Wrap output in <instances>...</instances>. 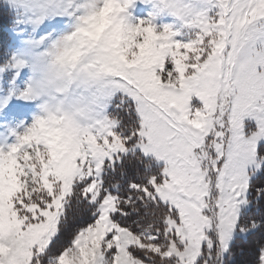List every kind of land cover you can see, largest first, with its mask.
Here are the masks:
<instances>
[{
  "label": "snow or ice",
  "instance_id": "1",
  "mask_svg": "<svg viewBox=\"0 0 264 264\" xmlns=\"http://www.w3.org/2000/svg\"><path fill=\"white\" fill-rule=\"evenodd\" d=\"M62 2L22 0L76 24L0 148V264H264V0Z\"/></svg>",
  "mask_w": 264,
  "mask_h": 264
},
{
  "label": "rangeland",
  "instance_id": "2",
  "mask_svg": "<svg viewBox=\"0 0 264 264\" xmlns=\"http://www.w3.org/2000/svg\"><path fill=\"white\" fill-rule=\"evenodd\" d=\"M7 7L21 19L15 25V33L0 55V148L9 151L18 143V135L23 134L42 114V99H25L22 93L33 80L32 65L36 56L47 48L59 35L71 32L76 24V16L68 14L49 15L42 23H36L41 13L22 0H4ZM84 0H63L60 7L69 12ZM82 14L77 12L76 15ZM130 23H138L142 18L151 19L158 30L164 25L174 24L175 18L167 12H157L156 0H135L128 9ZM45 37H48L45 39ZM24 62L17 68L16 64ZM254 125V121L252 122Z\"/></svg>",
  "mask_w": 264,
  "mask_h": 264
},
{
  "label": "clouds",
  "instance_id": "3",
  "mask_svg": "<svg viewBox=\"0 0 264 264\" xmlns=\"http://www.w3.org/2000/svg\"><path fill=\"white\" fill-rule=\"evenodd\" d=\"M67 34L59 35L58 38L52 40L50 45L36 56L32 65V72H33L32 83L49 84L50 92L54 90L55 85L50 84L49 81L51 77H53L55 74L56 57L61 54L57 51L55 45ZM47 38L48 37H45V39ZM62 55H63V59L67 61L71 59V57L74 55V52L71 49H69L67 51H63ZM37 99H42L43 101L42 105H44L45 103H52V104L56 103V101L52 99V96L50 94L42 95Z\"/></svg>",
  "mask_w": 264,
  "mask_h": 264
},
{
  "label": "trees",
  "instance_id": "4",
  "mask_svg": "<svg viewBox=\"0 0 264 264\" xmlns=\"http://www.w3.org/2000/svg\"><path fill=\"white\" fill-rule=\"evenodd\" d=\"M20 20L14 10L7 7L4 0H0V55L4 52L5 47L12 42L15 33H18L15 25L19 24Z\"/></svg>",
  "mask_w": 264,
  "mask_h": 264
},
{
  "label": "bare ground",
  "instance_id": "5",
  "mask_svg": "<svg viewBox=\"0 0 264 264\" xmlns=\"http://www.w3.org/2000/svg\"><path fill=\"white\" fill-rule=\"evenodd\" d=\"M143 19V18H142ZM143 20H145V19H143Z\"/></svg>",
  "mask_w": 264,
  "mask_h": 264
}]
</instances>
